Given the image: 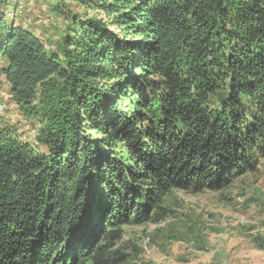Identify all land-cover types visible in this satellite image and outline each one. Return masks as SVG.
I'll use <instances>...</instances> for the list:
<instances>
[{"label": "trees", "instance_id": "1", "mask_svg": "<svg viewBox=\"0 0 264 264\" xmlns=\"http://www.w3.org/2000/svg\"><path fill=\"white\" fill-rule=\"evenodd\" d=\"M64 1L55 51L0 14L4 83L44 116L37 145L0 122V264H119L163 195L264 157V0Z\"/></svg>", "mask_w": 264, "mask_h": 264}, {"label": "rangeland", "instance_id": "2", "mask_svg": "<svg viewBox=\"0 0 264 264\" xmlns=\"http://www.w3.org/2000/svg\"><path fill=\"white\" fill-rule=\"evenodd\" d=\"M56 1L0 0V14L15 18L38 35L47 50L55 51L67 16L53 9ZM64 4L81 12L72 0ZM46 91L41 85L38 96ZM0 106V122L15 126L22 140L37 145L44 116L21 112L1 70ZM34 108L42 113L39 100ZM253 168L236 174L218 191L172 189L163 195L157 216L119 228L120 239L112 247L123 256L119 264H264V157Z\"/></svg>", "mask_w": 264, "mask_h": 264}, {"label": "bare ground", "instance_id": "3", "mask_svg": "<svg viewBox=\"0 0 264 264\" xmlns=\"http://www.w3.org/2000/svg\"><path fill=\"white\" fill-rule=\"evenodd\" d=\"M2 108H1V106H0V110H1Z\"/></svg>", "mask_w": 264, "mask_h": 264}]
</instances>
